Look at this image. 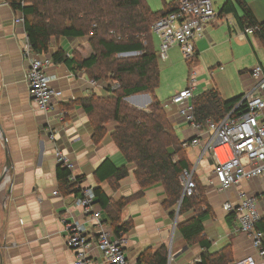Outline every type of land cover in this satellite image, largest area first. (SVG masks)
Segmentation results:
<instances>
[{
    "label": "crops",
    "instance_id": "obj_1",
    "mask_svg": "<svg viewBox=\"0 0 264 264\" xmlns=\"http://www.w3.org/2000/svg\"><path fill=\"white\" fill-rule=\"evenodd\" d=\"M171 1L174 0L165 2ZM213 1L217 18L195 41L194 96L216 90L223 100H230L243 96L255 86L250 73L257 65L264 68V44L254 34L244 33L246 28L238 25L235 15L241 17L242 11L234 0L235 14L221 15L219 12L227 0ZM243 1L256 22L264 24V0ZM163 2L159 8L148 6L153 12H159ZM20 17L21 14L0 0V177L5 172L0 184V264H75L74 254L66 245L67 222L82 225L88 238L96 239L95 223L76 205L78 198L64 196L57 190V151L72 164L71 174L84 178L83 189L100 188L112 206L127 200L117 216L120 223L128 226L121 235L129 264H140L141 255L147 253L149 259L158 251L166 254L167 264H196L205 250L196 243L188 244L178 230L179 225L193 217L192 212L179 215V203L167 207L160 185L141 189L135 179V167L128 164L110 138L116 126L114 122L106 124L101 143L95 144L92 140L90 120L81 103L92 96H111L117 84L101 80L92 84L84 70L75 67L72 70L65 64L52 62L46 74L59 95L47 111L39 110L30 99L26 82L29 58L24 48L28 40L23 24L16 23ZM151 40L157 55L159 40L154 34ZM57 48L63 49L67 57L79 55L86 59L92 54L86 38L53 40L51 52ZM180 54L174 47L166 59L157 56L158 64L162 63V67L158 66V86L164 81L167 94L163 97L155 90L154 96L165 109L179 142L185 143L195 138L196 132L179 115V106L169 102L188 84V64L182 63ZM46 56L51 59L50 55ZM169 75L175 78L172 83L167 82L171 81ZM123 101L132 108L147 111L153 97L142 94ZM206 132L200 145L183 148L189 171L203 187L211 211L202 221V238L210 244L208 253H217L229 246L235 261L252 254L253 250L249 239L237 231L235 215L223 211L222 205L224 202L236 205L239 193L250 194L256 198L264 219V175L220 192L212 172L213 161L203 151L210 134ZM104 161L110 164L103 167L98 177L96 172ZM111 166L125 167L127 176L116 182L113 178L106 180ZM95 210L100 211L102 223L113 232L110 216L115 213L110 215L98 204ZM88 259V264H106L95 246L91 247Z\"/></svg>",
    "mask_w": 264,
    "mask_h": 264
},
{
    "label": "trees",
    "instance_id": "obj_2",
    "mask_svg": "<svg viewBox=\"0 0 264 264\" xmlns=\"http://www.w3.org/2000/svg\"><path fill=\"white\" fill-rule=\"evenodd\" d=\"M179 1H164L162 10L153 12L145 0H27L24 4H21V0H4L23 17L25 34L34 54L50 55L54 64L84 70L90 81H109L118 85L109 97L92 96L81 103L90 120L93 142L101 143L106 135V124L114 122L116 126L110 138L128 164L135 167V179L141 189L160 185L167 207L179 203V215L192 212L193 217L179 225L178 230L188 244L196 243L205 250L196 264H232L234 260L229 246L213 254L206 251L210 244L202 238V221L211 211L204 189L193 176L196 186L194 194L182 197L180 176L183 171L190 170L189 163L183 143L179 142L165 109L154 96L159 83V69L151 28L155 21L174 12ZM234 2L242 11L241 17L235 15L238 25L242 29L256 27L258 30L253 34L264 44V24L256 22L243 0ZM221 14H235L232 0L223 4ZM61 38L88 39L92 54L82 59L77 55L67 57L61 48L51 52L52 41ZM131 53L138 55L118 57ZM195 60L196 54L193 60L187 62L188 68L196 64ZM142 94L153 97L147 111L132 108L123 101L126 97ZM241 97L223 100L216 90L195 96L192 104L196 121L204 124L210 120L218 124L234 109ZM108 163L104 161L98 168V177L103 167L109 166ZM111 169L106 180L113 178L116 182L127 176L125 167L111 166ZM56 176L58 192L64 196H81L82 176L71 179V172L60 164ZM92 191L95 204L108 210L110 215L115 213L110 220L114 235L119 237L128 229L127 224L120 223L117 216L127 200L112 206L100 188ZM171 215H174V211ZM257 228L264 232V219ZM148 257L149 254L144 253L138 263L167 264L164 252L158 251Z\"/></svg>",
    "mask_w": 264,
    "mask_h": 264
},
{
    "label": "built area",
    "instance_id": "obj_3",
    "mask_svg": "<svg viewBox=\"0 0 264 264\" xmlns=\"http://www.w3.org/2000/svg\"><path fill=\"white\" fill-rule=\"evenodd\" d=\"M27 0H21L24 4ZM217 18L212 0H180L177 9L158 19L152 25L151 32L159 40L157 56L166 59L170 49L177 47L186 62L194 59L195 41L204 35L205 28ZM23 24V17L16 19ZM256 27L244 29V33L253 34ZM29 58L26 82L29 96L39 110L47 111L59 93L50 85L46 69L52 61L46 55L33 54L29 43L24 48ZM255 86L247 91L218 124L207 120L204 124L196 121L192 100L197 85L196 73L190 68L187 87L175 95L169 102L179 106V115L191 127L196 136L183 147L201 144L206 130L210 133L203 151L213 161V175L220 192H226L242 182H251L264 175V68L260 65L251 69ZM95 84V81H92ZM117 85L113 89L116 90ZM242 108V110H240ZM57 163L72 169V164L59 152ZM71 174V179H73ZM182 197H191L195 191V182L191 171H183L180 176ZM54 195L57 192L53 193ZM264 194V193H263ZM239 202L234 205L224 202L223 211L235 215L237 231L245 235L251 244L252 254L235 260L232 264H264V232L257 228L263 219L258 203L253 195L238 194ZM76 205L91 217L97 229L96 239L86 235L85 228L75 222L65 223L66 245L74 254L75 264H88L89 252L95 246L106 264H129L124 251V237L115 236L101 221L100 211L95 210V195L92 189H83ZM199 261L196 260V263Z\"/></svg>",
    "mask_w": 264,
    "mask_h": 264
},
{
    "label": "rangeland",
    "instance_id": "obj_4",
    "mask_svg": "<svg viewBox=\"0 0 264 264\" xmlns=\"http://www.w3.org/2000/svg\"><path fill=\"white\" fill-rule=\"evenodd\" d=\"M145 1H146L147 4L153 9V8H156V7H158V8L161 7L163 1H169V0H145ZM212 1H213V0H212ZM213 2H214V1H213ZM222 2H223V1H222ZM214 7H215V4H214ZM77 57H80V56L77 55ZM179 58L183 61L182 63L185 64L186 61H185V58L183 57L182 54H180ZM186 63H187V62H186ZM161 64H162L161 61H159L158 66H161ZM161 67H162V66H161ZM161 67H160V68H161ZM184 67H185V65H184ZM189 73H190V68H188V73H187V74L189 75ZM169 76H170V80H171V81H167V82H169V83L171 82V83H172L173 80H175V78L173 79L172 75H169ZM156 90H158L157 93H158L160 96H161V95H162L163 97L166 96L167 93H165V91H164V81H163V84L160 83V85L158 86V88H157ZM167 100H168V99H167ZM167 100H166V101H167Z\"/></svg>",
    "mask_w": 264,
    "mask_h": 264
},
{
    "label": "water",
    "instance_id": "obj_5",
    "mask_svg": "<svg viewBox=\"0 0 264 264\" xmlns=\"http://www.w3.org/2000/svg\"><path fill=\"white\" fill-rule=\"evenodd\" d=\"M136 95H134L133 97H135ZM2 138H4L3 136H2ZM7 166H8V163H7ZM6 166V169H5V171H7V169H8V167ZM4 177H5V172H4V175H2V177H0V184L3 182V180H4Z\"/></svg>",
    "mask_w": 264,
    "mask_h": 264
}]
</instances>
